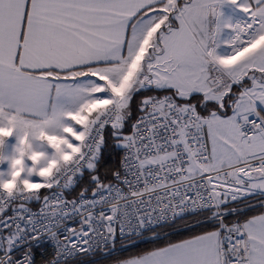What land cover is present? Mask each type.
<instances>
[{"label":"snow or ice","instance_id":"1","mask_svg":"<svg viewBox=\"0 0 264 264\" xmlns=\"http://www.w3.org/2000/svg\"><path fill=\"white\" fill-rule=\"evenodd\" d=\"M0 264H264V0H0Z\"/></svg>","mask_w":264,"mask_h":264}]
</instances>
